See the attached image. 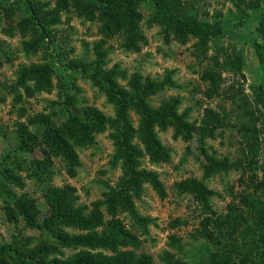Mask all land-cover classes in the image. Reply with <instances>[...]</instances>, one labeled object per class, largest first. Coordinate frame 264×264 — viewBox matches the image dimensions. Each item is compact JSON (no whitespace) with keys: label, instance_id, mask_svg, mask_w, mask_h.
Returning a JSON list of instances; mask_svg holds the SVG:
<instances>
[{"label":"rangeland","instance_id":"obj_1","mask_svg":"<svg viewBox=\"0 0 264 264\" xmlns=\"http://www.w3.org/2000/svg\"><path fill=\"white\" fill-rule=\"evenodd\" d=\"M36 1L41 10H56V0ZM179 2L184 16L208 22L217 16L224 22L223 34L217 39H209L204 51L193 47V37L182 43L170 29L167 32V26L157 22L147 24L149 17L153 16L149 3L137 5L141 13L139 28L144 42L134 52L123 49L122 37L116 33L103 38L98 32L100 21L96 18L86 19L70 5L66 11H58V21L47 26L55 38L53 45L48 48L54 56L50 62V86L26 97L23 86L27 84L29 88L32 87V80L25 79L19 85L17 78L20 71L31 65L48 63L49 57L41 46L33 52L23 49V42L30 39L31 29L22 0H0V159L5 151L11 152L8 168L19 176L20 182V185H15L0 174V244L8 243L12 237L22 238V242L25 237H30L31 242L27 244L30 247L39 242H53L42 231L24 227L19 215L14 223L7 220L5 206H11V202L6 200L9 197L2 190L9 189L16 197L21 196L27 206H33L43 218L53 220L56 229L76 234L83 230L70 223V215H60L62 209L59 205L51 208L48 204L46 209L44 189L48 186L63 190L71 188L70 192L65 190L60 203L70 214L79 205L86 206L89 211L93 202H102L108 189L115 187L120 178V160L114 159L117 149L112 139L121 126L115 113L116 105L111 101L112 96L107 95L103 83L92 84L89 74L80 65L82 63L88 68L97 65L101 72L116 65L128 73L137 70L152 79H165L166 84L171 85L164 86L149 97V107H157L159 101L168 96L175 97L176 113L185 123L197 126L208 122V125H215L214 137L204 138L203 148L216 160L226 158L232 164L226 172L209 168V173L203 177L206 162L197 147L196 135L186 140L180 135L173 138L175 127L172 123L167 122L164 128L154 124L155 136L168 148L169 158L152 164L144 155L139 167L157 174L165 194L160 197L152 187L144 184L140 195L131 198L130 203L136 211L148 218L144 234L138 229H131L139 240L135 253L148 254L152 264H162L164 250L170 253L172 259L184 264H209L207 254L202 250L205 239L198 233L201 230V217L205 213L190 194H177L173 188L174 182L186 177L202 179L214 191L210 199V210L214 213L212 217L227 216L221 233L228 235V240L221 237L219 244H223L222 250L234 248L231 246L234 242L235 247L242 244L236 238L242 226L238 230L236 226L233 227L236 218L246 213L245 202L241 200L258 198L262 205L260 208L256 206V209L264 212V103L256 102L254 98V86L264 82V62L258 57L260 52L264 53V0H244L245 5L234 0ZM164 28L165 34L168 33L165 36ZM102 38L100 51L103 54L97 57L92 46ZM254 40L261 45L257 49L253 46ZM54 61L55 65L52 64ZM68 61L80 64L70 70L66 68ZM64 76L76 88L70 91L75 97L73 105L64 102ZM114 79L120 87L129 90L125 81L118 77ZM85 108H94L115 122L106 124L101 131L91 130L88 136L75 133L72 128L78 122L89 128L94 124L92 119L91 122L85 121ZM125 110L128 116L126 122L131 128L125 142L141 147L140 136L136 132L139 128V112L132 106ZM206 111L215 114V122ZM37 115L46 116L59 130L66 126L61 134L70 144L78 163L68 161L67 164L61 152L47 145L41 123L28 122V119ZM18 121L26 123L27 130L35 134V143L27 145L30 148L28 152L18 153L13 149ZM69 133H72L70 137ZM87 210L84 213H88ZM229 210L232 215L228 214ZM100 211L104 225L117 219L126 229L130 228L129 219L123 210L111 214L100 207ZM39 217L36 222L40 220ZM213 224L215 222L211 220L208 230ZM101 227L97 226L96 229L100 230ZM231 229L238 232L233 233ZM171 237L174 238L173 244ZM250 237L251 234L244 236L247 239ZM79 248L61 249L60 257L72 256ZM207 248L212 250L214 246L209 243ZM120 249L131 250L132 247L127 245ZM242 250H233L231 256L235 262ZM96 251L104 252L110 260L108 264H113L115 258L109 254L112 253L110 249H91V252ZM258 251L259 257L255 263L264 264V235L258 241ZM7 261L11 263L9 258Z\"/></svg>","mask_w":264,"mask_h":264},{"label":"trees","instance_id":"obj_2","mask_svg":"<svg viewBox=\"0 0 264 264\" xmlns=\"http://www.w3.org/2000/svg\"><path fill=\"white\" fill-rule=\"evenodd\" d=\"M243 1L234 0L235 3L239 2L245 5ZM22 2L27 12V20L31 29L30 39L23 42V49L33 52V50L41 46L49 57L48 63L31 65L27 68H22L20 71V75L17 78L19 85H22L25 79L32 80V87L29 88L27 84L23 86V93L26 97L32 96L34 91L46 90L50 86V62L53 61L52 58L54 56H52L48 48L53 45L55 38L52 37L47 26L51 22L58 21V11H66L69 5L75 9L78 15L84 18L89 20L96 18L99 20L98 32L101 33L103 38L109 37L113 33L120 35L122 37L123 49L131 52L138 51L141 46L140 44L144 42L139 28L141 13L137 9L138 4L149 3L153 9V16L149 17L147 24L157 22L160 25L167 26V32L169 33L170 29L174 37L182 43L189 37H193L195 39L193 47L199 51H204L207 41L209 39H217V37L223 34L225 29L224 22L220 21L221 18L217 16L213 18V21L208 22L193 18L192 16L182 15L179 0H56V10L54 11L41 10L37 6L38 2L36 0H22ZM168 33L165 34L164 28L163 35H167ZM103 38L94 42L92 46L94 54L97 57L103 54L100 51ZM253 46L257 49L261 45L257 40H254ZM258 57L261 62H264L263 52H260ZM52 64L55 65V61ZM79 64V62L68 61L66 68L74 70L75 66ZM80 65L89 74L88 76L92 84L100 85L103 83L105 85L107 95L110 94L112 96L111 101L116 105L115 113L118 118L117 121L121 123V126L118 127V134L112 135V139H114L117 149L114 159L120 160V178L115 187L108 189V193L102 202H93L89 211L86 206L79 205L76 210H71L70 214L68 210L63 209L60 203L62 202L65 190L68 189V192H70L71 188L63 190L48 186L44 189L43 198L45 199L46 209L48 204L51 208L59 205L62 209L60 215H70L68 216L70 223L79 228V230H83V232L76 234L56 229L57 226L53 223V220L43 218L38 210L33 209V206H27L26 200H23L21 196L16 197L9 189L2 190V193L6 197H9L6 200L11 202V206H5L7 220L10 223H14L16 216L19 215L24 227L42 231L53 242H39L30 247L27 245L31 242L30 237H25L24 242H22V238H19V240L16 237H12L8 243L0 244V264H108L110 260L104 252H91V249L95 247L110 249L112 253L109 254L115 258L113 259V264H152V259L148 254L142 252L135 253L134 251L138 247L139 240L133 231L138 229L140 233L144 234L148 218L139 214L130 202L131 198H137L140 195L144 189V184L152 187L160 197L165 194L164 186L158 179L157 174L153 170L139 167L140 159L144 155L147 156L148 161L152 164L167 161L169 158L168 148L162 145L155 136L153 130L154 124L160 128H164L167 122L172 123L175 127L173 138L180 135L182 139L186 140L196 135L197 147L206 162L203 169V177L209 173V168H218L226 172L232 165L226 158L216 160L203 148L204 138L214 137L215 125H208V122H203L200 125L197 124V126L185 123L176 113L177 100L175 97L168 96L167 99H161L157 107H149L148 98L164 86L171 85L166 84L167 81L165 79H152L149 76L140 74L137 70L128 73L126 69L119 68V66L116 67V65L104 72L99 71L96 63V66L93 68H88L83 63ZM213 71L216 73L215 69ZM114 77L125 81L127 86H129V90L126 91L123 87H120ZM63 78L62 89L66 96L64 102L66 101V104L73 105L75 97L73 94H70V91L76 88L74 87V83L67 80L65 76ZM208 78H211V76L208 75ZM15 84L16 86L18 85L17 83ZM17 93L20 95L19 92ZM16 97L19 98V96ZM254 98L256 102L264 103V82L261 85L254 86ZM128 106L134 107L139 112V128L136 132L139 133L141 147L125 142L126 135L131 131V128L128 127V122H126L128 116L125 109ZM22 113L24 114V112H20V114ZM84 113H86L87 117L86 122H91V119L93 120L94 124L92 128L82 126L79 122L75 128H72L75 133L83 136H88L93 129L101 131L106 124L115 122L113 119L100 114L94 108H85ZM206 113L215 122V114L208 111ZM76 120L79 121L80 119L76 118ZM28 122L31 124H34V122L41 123L40 125L44 128V134L47 137V145L54 146L58 153L61 152L60 154L66 159L67 164L68 161L74 164L78 163L70 144L61 134V132H64L66 126L62 130H59L54 127V123L51 120L49 121L46 116L42 115L32 117L28 119ZM27 129L28 125L26 123L21 121L16 122L17 136L13 148L16 152H28L30 148L27 145L35 143V134ZM71 134L69 133L68 136L70 137ZM10 153V151H5L1 155L0 174L4 175L3 178L8 180V182L20 185L19 176L8 168L11 158ZM47 161L49 162V159ZM173 188L177 194H190L202 212L205 213L201 217V230L198 233L205 239L202 250L207 254L209 264H256L255 260L259 257L258 241L259 239H263L264 235V212L263 210L256 209V206L260 208L262 205L259 203L260 200L258 198H243L241 201L245 202L246 213L240 218H236L237 221H234V225L232 224L233 227L236 226L237 230L242 226L239 229L240 232L236 229H231L233 233L238 232L236 238H238V243L242 244L235 247L234 242L231 244L234 248L222 250L223 244H219L221 237L222 239L226 238V241L228 240V235L225 236L224 233H221L223 221L227 216L212 217L214 213L210 210V199L214 195V191L208 188L202 179L195 177L182 178L174 182ZM111 202H114V204L111 205ZM100 207H104L111 214L123 210L129 219L130 228L126 229L123 223L117 219L104 225ZM85 209L88 213H84ZM228 214H231L230 210ZM37 217L40 219L38 222H36ZM211 220L215 224L208 230L207 226H209ZM249 220H251L250 224L248 223ZM97 226L103 227L97 230ZM243 228L245 229L242 230ZM242 234L243 238H241ZM246 234H251L250 239L244 238ZM170 239L171 244H173L174 238L171 237ZM209 243L214 246L212 250L207 248ZM127 245L132 247V249H120V247H126ZM72 247L80 248L72 256L66 258L60 257L62 255L61 249H73ZM242 248L240 258L235 262L231 256L233 250L238 252ZM163 254L162 264H184L177 259H172L167 250H164ZM7 258L11 260V263L7 261Z\"/></svg>","mask_w":264,"mask_h":264}]
</instances>
